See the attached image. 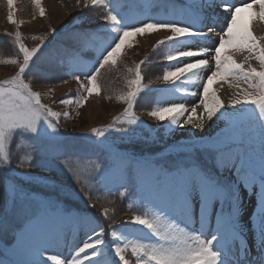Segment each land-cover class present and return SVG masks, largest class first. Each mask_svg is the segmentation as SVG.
I'll return each instance as SVG.
<instances>
[{
  "label": "snow or ice",
  "instance_id": "snow-or-ice-1",
  "mask_svg": "<svg viewBox=\"0 0 264 264\" xmlns=\"http://www.w3.org/2000/svg\"><path fill=\"white\" fill-rule=\"evenodd\" d=\"M31 2L44 17L41 0ZM76 4L89 11L102 9L99 19L104 23L96 27L104 31L82 23L68 35V41L77 46L68 71L79 90L78 97L63 98L60 104L81 107L89 96L100 95L103 70L117 71L123 64L122 49L131 48L132 38L150 30L168 33L153 48L167 49L163 60L168 63L157 77L166 88L152 89L151 81L144 83L146 60L126 67L125 89L115 96L125 105L122 114L85 134L90 146L107 159L86 166L89 182L95 184L90 189L81 185L88 203L81 210L84 214H74L57 201L37 200L25 191V182H33L30 170L38 161L59 166L56 161L64 155L61 113L42 102L32 90L31 77L25 79L40 59L48 36H32L39 43L29 48L18 25L14 33H6L14 40L18 57L2 62L18 70L0 80V213L9 208L13 213L5 218L13 223V235L0 253V264H264V36L258 38L252 31L255 22L264 23V0H76ZM13 6L14 0H7V21L16 25ZM159 11L164 15H152ZM220 14L226 26L218 33V43L205 47L210 38L201 29L207 26L206 20L215 24ZM55 32L51 29L49 35ZM86 49L95 52L91 65L80 56ZM237 53H247L245 61L255 60L259 68L237 62L233 58ZM217 78L235 89L227 106L210 88ZM150 91L167 95L147 112L149 117L161 128L167 122L170 130L185 126L190 130L186 140L165 145V153L178 157L170 163L162 162L166 157L159 153L136 156L115 144V140L135 138L136 128L143 123L135 106L138 97ZM197 95L199 101L191 109L180 102ZM197 108H202L199 115ZM212 124L218 131L205 137ZM60 163L80 183L79 170ZM101 191L109 196L118 193L122 199L135 196L137 206L147 211L117 223L104 207L100 216L110 221L105 228L89 214L100 201L93 192ZM245 196L253 200L246 214ZM128 208L133 205L129 203ZM246 217L250 218L251 245L243 236ZM3 224L0 220V229ZM71 227L86 228L85 240L72 245L75 251L70 250V258L63 261L49 252L59 248L62 239L68 246Z\"/></svg>",
  "mask_w": 264,
  "mask_h": 264
},
{
  "label": "rangeland",
  "instance_id": "rangeland-1",
  "mask_svg": "<svg viewBox=\"0 0 264 264\" xmlns=\"http://www.w3.org/2000/svg\"><path fill=\"white\" fill-rule=\"evenodd\" d=\"M7 13V0H0V80L9 79L18 70L17 66L2 62L10 58L18 57L14 40L6 35V33H14L18 25V30L21 32L24 42L29 48L39 43L38 40H33L31 38L32 36H48L46 47L40 54V59L35 62L32 72L29 73L25 79L27 80L31 77L32 90L40 94L43 103L47 104L54 111L61 113L59 129L63 142L64 155L60 160L56 161V164L59 166H53L43 159L38 161L36 166L30 170L34 179L32 183L25 182L27 185L25 191L29 195H34L37 200L51 199L57 201L63 208H65L64 204L66 203L63 200L64 196L75 197L78 202L75 204L84 209L88 201L84 199L81 185H83L85 189H90L95 184V181L89 182L86 166L90 161L95 160L100 162L101 160L107 159L99 150L90 146L89 137L85 134L90 133L91 129L94 127H105L111 124L114 117H118L122 114L125 105L118 102L115 96L125 89L127 66H134L140 61L146 60L147 62L143 66L144 83L148 84L149 81H151L150 87L152 89L166 88V85H163L162 81L157 80V77L162 76L164 65L168 63L163 60V55L166 53L167 49L160 48L154 51L153 48L156 42L163 39L168 33L150 30L144 35L132 38V47H126L122 49L120 53L123 64L119 66V69L117 71H109L108 69L103 70L100 81L103 85L101 94L89 96L88 100L81 107H77L75 104L66 106L60 104L59 101L66 97H78L79 90V84L72 79L68 71L69 58L74 55L77 48V46L72 45L71 42L68 41V35L73 31L79 30L82 23L86 26H90L96 32L102 33L104 31L103 27H96V25H102L104 23L99 19V17L103 15V10L97 8L89 11L81 7L69 13H67V11H63V13L60 14L51 13L46 14L44 17L38 16L35 19H23L19 21L14 17L17 21L16 25L7 21ZM86 13L92 17L87 16ZM152 15H164V13L159 11L154 12ZM220 18L222 19L221 16ZM246 19L247 18H245V20ZM220 21L224 22V17ZM51 29H56L54 35H49ZM208 36L212 35L209 34ZM80 56L85 62L91 65L94 62L95 52L91 49H86L80 52ZM240 61L244 63L245 67H247L248 63H251L253 67L259 68V64L255 60L245 61L244 57H242ZM154 93L156 94L155 97ZM108 95H111L112 99H107L106 97ZM166 95V92L150 91L138 97L135 106V114L143 123L136 128L135 138L132 141L126 140L122 142L120 140H115V144L119 145L120 151H126L136 156H154L159 153L166 157V161L163 162L168 163L178 159L174 152H164L165 145L175 143L177 140L184 141L188 138L190 133L179 134L177 130H174L172 131L173 134L169 135V125L167 122H165L161 128L159 122L147 115V112L150 111L152 107L157 106V101ZM65 112L69 114L67 118L63 115ZM194 131L198 135L201 134L198 129ZM214 131H218L216 124L207 128V132L203 133V135L207 137L208 133H213ZM158 132L160 133V137L156 138ZM112 136H115V134L113 133ZM111 139L112 137H109L110 141ZM153 139H155V142H153ZM61 161L79 170L80 183H77V177L75 175L68 172L65 167L61 165ZM17 171H24V169H17ZM66 178L71 179L72 183L66 181ZM105 193L106 192L103 191L93 192V196H99L101 201L103 199L109 200V197L116 196V199H119V203L122 200L125 205L127 203L128 205L129 203L133 205L131 210H129L128 205H126L128 209L126 213L123 212L116 217H114L116 214L112 216L117 223L129 219L132 214L147 211L146 208L137 206V198L135 196L130 199H122L119 197L118 193L112 196ZM101 201L96 203V206L90 209L89 213L95 214L102 222L103 226L107 228L110 221L100 216L99 213L104 207H107L111 215V213H113L112 207L106 206L104 203H101ZM252 207L253 200L245 196L243 213L246 214ZM12 216L13 213L10 208L4 213H0V220H4L3 228L0 229V253L5 251L6 245L13 235V223L5 219L11 218ZM249 220L250 218L246 217L245 220L242 221L244 224L243 236L244 239L249 242V245H251L252 235L249 227ZM16 222L22 223V221ZM77 229H83V237L82 240L79 241V243H83L85 240L84 233L87 229L81 227H77ZM77 229L72 236H76ZM107 238L108 237H106V239ZM82 243L80 245H82ZM72 251H75V249ZM65 254L67 259H69V254Z\"/></svg>",
  "mask_w": 264,
  "mask_h": 264
},
{
  "label": "bare ground",
  "instance_id": "bare-ground-1",
  "mask_svg": "<svg viewBox=\"0 0 264 264\" xmlns=\"http://www.w3.org/2000/svg\"><path fill=\"white\" fill-rule=\"evenodd\" d=\"M248 0H229V3H240V2H247ZM41 6L45 8L46 10V14H51V13H56V14H60L63 13V11H67V13H69L70 11H75L78 8L77 4H76V0H41ZM217 11H219L217 9ZM212 10H209V15L211 14ZM66 13V14H67ZM247 13L242 14V18H247ZM6 16V15H5ZM13 16L15 18H17L19 21L21 20H25V19H35L37 18L39 15V11L38 9L35 8V6L32 4L31 0H14V6H13ZM56 16V15H55ZM220 16L224 17V21H225V16L223 14H220L218 17H215L216 19V23L213 24L212 20H206V27L202 28L201 31H206L208 29V35L211 34L213 31H217V36L212 35V38H210L209 42L207 44H205V47H209L212 48L214 47L215 43L218 42L219 39V35L218 33L221 32L222 28L225 26V23L220 21L222 20L220 18ZM220 19V20H219ZM212 28L213 31L209 32V28ZM264 23H261L259 21L255 22L252 25V31L254 33V35H256L258 38L261 36H264ZM214 36V37H213ZM247 54L245 53H237L233 58L237 61V62H242L240 61V59L242 57L245 58ZM251 61V60H250ZM206 75V74H205ZM206 78V77H205ZM191 88V90L195 91L196 88L189 86ZM202 87V85L200 86ZM210 88L214 89L217 92V95L220 97V99L222 100V102L227 106L229 99L232 95V93L235 91V89H231L228 86V83L224 82L223 80H221L220 78H217L216 81L213 82L212 85H210ZM199 101V96H189V97H184L180 102H184L186 104V106L191 109V107L195 104H197ZM202 111V108H197V115H199V113ZM215 124H212L211 126H214ZM177 129H172L169 131H174ZM178 133H190L189 127L185 126L184 130H177ZM65 209L71 211L74 214H81V210L82 208H79L77 206L74 207H68L65 206ZM90 215H95L92 214L91 212L89 213ZM96 218L98 219V217L96 216ZM77 227H71L69 232L67 233V247L65 246V242L61 241V245L59 246V248H54L52 249L49 254H55L58 255L60 257L61 260L66 261L67 257L66 254H69V251L74 250V248H72L71 246L76 244V245H80L82 242L79 243L80 240H82V235L83 229H77V233L76 236H72L73 233L76 231ZM74 252V251H73Z\"/></svg>",
  "mask_w": 264,
  "mask_h": 264
},
{
  "label": "trees",
  "instance_id": "trees-1",
  "mask_svg": "<svg viewBox=\"0 0 264 264\" xmlns=\"http://www.w3.org/2000/svg\"><path fill=\"white\" fill-rule=\"evenodd\" d=\"M86 15L87 16H89V17H92V16H90V15H88L87 13H86ZM66 181H68L69 183H72L71 182V179H69V178H66ZM64 199V201L66 202V203H69V204H71V205H75V206H78V205H76L75 203H78L77 201H76V199H75V197H70V196H64L63 197ZM61 199V198H60ZM118 200L119 199H116V198H114V199H112V200H109V201H111V203H105V204H108V205H106V206H110V207H112V212L113 213H111V216H113V215H115L114 217H116L117 215H121L123 212L125 213V206H124V203L121 201L120 203L118 202ZM115 212V213H114Z\"/></svg>",
  "mask_w": 264,
  "mask_h": 264
}]
</instances>
